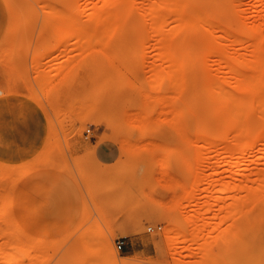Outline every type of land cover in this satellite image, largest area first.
I'll return each mask as SVG.
<instances>
[{
    "label": "rangeland",
    "instance_id": "rangeland-1",
    "mask_svg": "<svg viewBox=\"0 0 264 264\" xmlns=\"http://www.w3.org/2000/svg\"><path fill=\"white\" fill-rule=\"evenodd\" d=\"M96 1L0 0V264L7 256L10 264H77L83 256L86 264H112L100 256L103 236L119 261L133 264H264V191L248 195L251 205L238 215L230 209L237 194L246 196L236 185L264 178V159H256L264 156V130L236 172L242 160L234 158V146L224 148L230 132L216 119L212 126L197 89L206 73L247 96L242 81H233L234 73L199 43L202 34H215L216 44L230 51L225 58L237 59L238 50L249 60L251 46L230 42L222 30L240 36L248 21L253 31L260 18L249 15L250 7L264 14V0H231L226 18L210 24L217 31L197 25L182 37L190 47L181 50L155 35L157 19L145 12L150 0H134L132 31L111 41L91 32L76 42L60 11L82 9L84 23L85 3ZM171 22L177 24L163 23L166 29ZM186 50L190 71L178 69ZM247 114L260 122L255 110ZM99 143L113 149L111 162L96 156ZM211 175L216 180L207 185ZM184 213L201 214L197 226H215L211 242H199L204 254L200 246L180 245V256L171 253L165 231L177 226L188 236Z\"/></svg>",
    "mask_w": 264,
    "mask_h": 264
},
{
    "label": "bare ground",
    "instance_id": "bare-ground-1",
    "mask_svg": "<svg viewBox=\"0 0 264 264\" xmlns=\"http://www.w3.org/2000/svg\"><path fill=\"white\" fill-rule=\"evenodd\" d=\"M98 1L99 2L96 1L95 3L90 2L88 4V6L91 4V6L89 8H87L86 3H85V10L83 8V6H84V3H83L82 8L84 10V13L86 10H89V11H87L86 15L84 14V16H83L84 18L88 17V19L85 20L86 22L83 21L84 23H82L80 20V13H81L82 9H80L81 11L78 13H75L74 15H72L70 12H67L64 10L60 11V13L63 16L62 18H65V20L67 21V26H68L67 28L73 30V32H74L73 36L76 39V42L84 41L87 38L86 37L87 34L88 33L90 34L91 32H92V34H94L95 36H98V37L104 35V36H106V38H108V41H111L115 38V35H118V34H121L124 32H128V31H132V29L134 27H132L131 24L137 23L135 21L136 20L135 14L137 11L136 6H138V5L135 4L134 0H102V1L98 0ZM230 1L231 0H150V1H147L148 3H146V5L148 4V6H147V8H145V12L148 15H150V17H154L157 19V24H156V22H154V24H156V26H154L156 34L155 33L154 34L157 35L158 37L165 35L164 39H160L162 44H164L166 46H170V47L172 46L176 49L181 50L182 48H185V47L189 48L190 47L189 43L186 44V41L183 40V38H182L184 36V34H186V32H188V31L192 30L193 28H195L197 25L202 26V25H210V24L213 25V23L216 24V22H215L216 19H219L220 17H225L226 6L230 3ZM259 1H260V3L264 2L263 0H258V1L255 0V2H258V3H259ZM138 2H139V0L136 1V3H138ZM143 2H144V0H143ZM239 2H240V0H239ZM237 3H236V5H237ZM258 3H256L257 8L259 7L262 10L263 8L260 7L259 6L260 3H259V5H258ZM254 4L255 3H253V5ZM141 5H143V4H141ZM144 5H145V2H144ZM227 7L229 8V6H227ZM238 8L239 7H236V14L237 13L239 14V12H237ZM60 10H61V8H60ZM249 11H251L250 12L251 14L249 13V15L252 16V14L254 13L255 15L257 14V17L260 18V21L257 22L258 24L256 23V26L253 29V31L250 29L251 26L249 27L250 22L248 23V25H246V22H248V21H244L245 25L244 24L240 25V28L242 30V34L240 36L234 34L230 29H225L224 31L222 30V32L224 33V35L222 34L223 37L225 36L228 40H230V42H233V43L237 42L240 45L251 46V48H250L251 53L248 54L249 58L246 57L249 60H245V58L243 57L244 53H239L238 50H237V52L239 54V57H237V59H233L232 57L225 58L230 51H229V49H223L225 47L222 46L223 48H221L216 44V42L214 41V39H216L215 34L212 35V36H214L213 38L202 34L201 35L202 39L200 41L201 43H199V44H201L202 50L204 53L209 52L214 57L213 62L217 63L216 65H220V63H221V66H222V63H224L225 64L224 66H227V68L229 70H231L232 73H234V75L232 74L233 75V77H232L233 81H239V83H240V81H242L243 86H244L243 89H245V92L247 94V96L241 97L236 93L235 94L231 93L233 91H228V90H230L231 86L227 90V87L226 88L224 87L223 79H221V77L220 78H214V77H212L206 73H203L201 75V82H200L199 88H197V89H199V93L203 99V110L205 111L204 113L206 114V116L211 117L213 120V122H211L212 126L215 124L214 122H216V120H217L221 129L227 130L230 132L229 139L227 141H224V142H226L224 148H226L227 151H231L233 149V146H234L235 150H236V154H235L234 158L238 159V161L244 159L247 152L254 151L255 147L257 148V145L255 144V138H256L258 129L262 128L264 130V30L262 31L261 34H259V36H257L256 34H253V33H255V31L257 32L258 30H262L264 28V14L261 11L255 10L253 8V6L250 7ZM256 11H258V12L256 13ZM82 14H83V12L81 13V15ZM249 15L245 19H248ZM242 17H243V15H242ZM232 19H234V18H232ZM242 19L243 18H241V20ZM151 20H152V18H151ZM170 21H176L177 24L174 25V23L171 22L172 23L171 27L170 28L167 27V29H166L163 23L170 22ZM225 21H226V19H225ZM218 23H220V22H218ZM218 23H217V25H219ZM167 25L170 26V23ZM89 26H93L94 30L91 31ZM87 28H89L90 31ZM147 28H148L147 30H149V27H147ZM209 28L211 29V30H209V32L212 31V29H213L212 26ZM223 28L224 27H222V29ZM214 29H213V31H214ZM61 30H62V28H61ZM166 36H167V38H166ZM219 42H221V41H219ZM237 43H234V44H237ZM231 47H233V46H231ZM236 47H237L236 49H238V46H236ZM227 48H229V46H227ZM243 49H246V48H243ZM242 50H240V52ZM234 51H235V49H234ZM245 51H247V50H243V52H245ZM245 53H247V52H245ZM235 54H236V51L234 52V55ZM192 56H194V55H192ZM207 58H209V56H207ZM208 60H207V62H208ZM170 62H171V60H170ZM172 63H174V61ZM193 64H194V61L192 60L190 53L186 50L185 55L179 61V68L178 69L190 71ZM169 67H176L177 68V66H174V65H169ZM178 69H176V70H178ZM244 69H246L247 72L244 71ZM251 71H253V72L255 71V73L256 72L257 73L253 74ZM196 72L198 73V71H196ZM196 72H195V75H197ZM220 76H222V75H220ZM231 83H234V82L231 81ZM195 85H197V84H195ZM193 87H194V84H193L192 88ZM179 88H181V86H179ZM179 88H178V90H179ZM243 89L241 88V90H243ZM178 92H181V90H179ZM187 94H188V92H187ZM190 105H191V103H190ZM250 109H253V110H255V112H257L256 116H257V118L261 119L260 122H258L259 120H255V119L250 118V116L247 114ZM257 141H256V143H257ZM224 142H222V143L224 144ZM213 143L217 144V143H221V142H213ZM256 159L257 160L264 159V156H256ZM240 162L238 163L239 164L238 166H237V162H235L236 167H238V169L236 168L237 171L236 170H234V171L239 172V170L244 168L245 164H243L244 163L243 160H242V164ZM198 166H200V165H198ZM199 171H201V170H199ZM262 171H264V170H262ZM236 172H234V173H236ZM213 173L216 174L215 172H213ZM202 175L203 174H201L200 176H202ZM261 175H263V174H261ZM214 176H216V175H214ZM214 176L211 175L210 180L207 183V185L214 184V182L216 180V178ZM263 177H264V175H263ZM196 182H198V181L196 180L195 183ZM191 186H194V185H191ZM235 188L237 191L246 193V196L243 198H241L240 195L237 194L236 197L234 198L232 205L230 206L231 211L235 215L236 214L238 215L240 213V211H242V208H244L243 207L244 205H249V204L251 205L250 202L252 200L247 197L248 195H250L251 193L253 194V192L255 193L256 191H259V192L264 191V178L259 183L254 182V181H250L248 183L247 182L246 183H239L238 185L235 186ZM195 189H196V187H195ZM204 189H206V188H204ZM195 195H196V193L193 192L192 195L190 196V202L192 200H194V198L196 197ZM210 199L211 198H208V200H210ZM214 199H215L216 203L218 204L219 211H222L224 208V206L222 204V197L217 196ZM180 211H182V210H180ZM206 211H209V209H207ZM184 214H185V218H186L188 224L191 226L190 231L187 229L190 232V234L188 236H186L187 234L183 235L181 230L177 226L168 228L165 231V237L167 240L170 241L169 246L171 248V253L173 254V256L174 255L180 256V254H182L181 251H178L179 245L181 246V248H185L186 246L187 247H196V246L199 247L200 246V247H202V252H203V251H205V247L199 245V242L202 239L204 240V238H207V237L211 238L214 236L213 234H210V230L212 228L211 233H213L212 232L213 227H215V226L210 227V225L208 223H206L205 221H203L202 224L197 226L199 221L202 219L201 214L196 215V216L195 215H189L188 213L187 214L184 213ZM2 215L3 214L1 213L0 217ZM181 217H183V216H181ZM215 230H217V229H215ZM215 230H214V232H215ZM218 230H219V228H218ZM209 235H213V236L210 237ZM89 236H91V235H89ZM92 238H94V237H92ZM209 238H207V240L210 241ZM223 239H224V237H223ZM82 241H83V239H82ZM89 241L92 242V240H89ZM93 241L95 242V240H93ZM100 243H101L100 244V251H99L100 256L109 260L110 263H112V264H133V263H130V262L125 261V260H120V261L118 260L116 252L112 248V246L110 245L107 236H103L102 241ZM200 243L202 244V241ZM204 246H206V245H204ZM86 252H88V250H86ZM203 254H204V252H203ZM86 257L85 256L81 257L77 261V264H80V263L86 264L85 262L88 261V257L87 258ZM4 258H6V257H4ZM7 258H8V256H7ZM7 258H6V262L4 261L3 264H10L8 261L9 259L7 260ZM95 259H96V257H94V260ZM80 260H81V262H80ZM94 260H93V262H94ZM23 261H25V260H23Z\"/></svg>",
    "mask_w": 264,
    "mask_h": 264
},
{
    "label": "crops",
    "instance_id": "crops-1",
    "mask_svg": "<svg viewBox=\"0 0 264 264\" xmlns=\"http://www.w3.org/2000/svg\"><path fill=\"white\" fill-rule=\"evenodd\" d=\"M96 156L103 162H111L114 159L113 149L108 143H99L96 147Z\"/></svg>",
    "mask_w": 264,
    "mask_h": 264
},
{
    "label": "built area",
    "instance_id": "built-area-1",
    "mask_svg": "<svg viewBox=\"0 0 264 264\" xmlns=\"http://www.w3.org/2000/svg\"><path fill=\"white\" fill-rule=\"evenodd\" d=\"M86 132H89V129ZM115 245H116L117 249H121L122 245H123V241L118 240V241H116Z\"/></svg>",
    "mask_w": 264,
    "mask_h": 264
}]
</instances>
